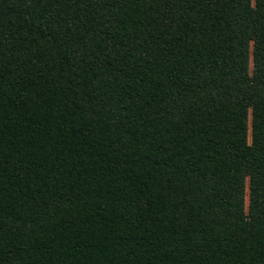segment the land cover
I'll use <instances>...</instances> for the list:
<instances>
[{
	"label": "trees",
	"instance_id": "obj_1",
	"mask_svg": "<svg viewBox=\"0 0 264 264\" xmlns=\"http://www.w3.org/2000/svg\"><path fill=\"white\" fill-rule=\"evenodd\" d=\"M0 264H264V0H0Z\"/></svg>",
	"mask_w": 264,
	"mask_h": 264
},
{
	"label": "rangeland",
	"instance_id": "obj_2",
	"mask_svg": "<svg viewBox=\"0 0 264 264\" xmlns=\"http://www.w3.org/2000/svg\"><path fill=\"white\" fill-rule=\"evenodd\" d=\"M251 60H252V49H251ZM251 68H252V61H251ZM248 142L250 143L251 142V132L249 130V133H248ZM247 188H248V184H247ZM248 201V190L246 191V202Z\"/></svg>",
	"mask_w": 264,
	"mask_h": 264
}]
</instances>
